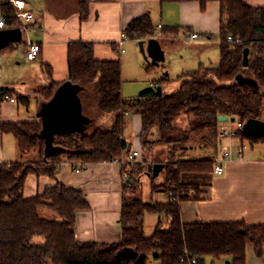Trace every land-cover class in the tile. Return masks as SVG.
Instances as JSON below:
<instances>
[{
    "label": "trees",
    "instance_id": "trees-1",
    "mask_svg": "<svg viewBox=\"0 0 264 264\" xmlns=\"http://www.w3.org/2000/svg\"><path fill=\"white\" fill-rule=\"evenodd\" d=\"M198 2L203 11L210 1L219 2L225 10L219 23L218 63L186 71L177 76L180 82L168 95L161 88L144 90L133 99L121 96V71L118 60H96L93 45L71 42L67 45L68 82L81 89L84 111L95 103L97 113L109 118V125L91 133L80 129L58 131L48 143L41 135V122H0V133L11 134L16 141L19 158L36 151L38 159L0 165V264H148L149 256L158 264H204L206 257L224 259L226 264H246V244L254 245L257 255L264 243V225L244 221L192 222L180 219V203L197 201L203 191L197 182H184V174H211L219 151L217 132L219 115L244 124L249 119L264 122V7H251L243 0H159V4ZM3 14L11 8L0 5ZM88 17L86 2L79 4V18ZM21 38L0 49V56L11 53L23 42V28L15 19H7ZM190 31V30H187ZM179 27H161L163 36L174 35ZM126 38L146 41L156 35L149 13L132 19L123 29ZM238 40V41H236ZM248 49L247 66H242L243 50ZM41 51L39 53L40 57ZM153 66V65H152ZM46 82L37 91L48 102L59 84L51 77V67L41 64ZM238 78L242 80L239 81ZM14 91L2 89L0 98ZM17 95L18 102L29 98ZM87 110V109H86ZM89 113V112H87ZM140 116V162L130 171L121 189V237L118 242H78L74 234L76 214L90 209L82 190L59 182L41 194L25 198L27 175L54 177L64 161L82 169L87 163L109 162L128 150L123 138L126 114ZM85 117V112L81 114ZM93 119V118H91ZM249 145L264 143V137L236 134ZM200 143L198 155L188 156ZM160 148V149H159ZM164 155V157H162ZM151 158L149 161L147 158ZM161 164L162 182L150 185L151 193L160 191L165 201H144L132 195L140 187L139 175L148 167ZM158 216L153 233L144 234V216ZM166 224V226L164 225Z\"/></svg>",
    "mask_w": 264,
    "mask_h": 264
},
{
    "label": "crops",
    "instance_id": "crops-1",
    "mask_svg": "<svg viewBox=\"0 0 264 264\" xmlns=\"http://www.w3.org/2000/svg\"><path fill=\"white\" fill-rule=\"evenodd\" d=\"M24 1L26 8L32 12L36 21V30L28 36L32 42L40 45L41 54L37 61H29L23 57L24 66H20L19 62L6 55L0 58V87L14 91L13 95L0 98V122H41L38 113L42 105L46 103L37 93L39 87L46 82L41 64L51 67L52 80L59 86L68 82L66 53L67 45L71 42L92 43L94 58L118 60L121 75H123L127 62L130 59H138L136 53L138 41L123 38V29L132 19L146 12L151 16L155 26V38L163 51L164 61L157 65L145 61L156 67L161 76L169 77L173 72L178 76L183 72L197 69L199 65L212 67L218 63L217 35L220 19L222 15L225 16V10L217 1L208 2L203 11L199 3L195 1L162 5L159 4V0ZM82 1L88 5V17L84 21L79 18V4ZM243 1L251 7H264V0ZM166 26H178L179 32L172 36H163L159 31L161 27ZM190 34H197V38L188 39ZM122 38L123 44L119 45ZM186 46H189L195 54L183 53L182 49ZM213 47L216 49L217 56L215 53L211 58H206L207 54L201 56L203 54L201 52H206ZM120 48L124 49L123 53H120ZM174 49L179 51L174 52ZM177 53H179V59ZM207 59H209V65H205ZM152 82L155 83V81ZM122 86L123 99H133L139 95L138 93L135 97H125ZM150 87L153 88V85L150 84ZM150 87L148 89H151ZM80 92L79 88L76 94L82 114L84 104L80 100ZM15 94L28 97L29 102L25 105L18 102ZM8 97L13 98L14 102H10ZM85 112L84 120L77 122L76 127L85 128V121L92 120L94 114L86 108V104ZM125 116L127 123L123 130V138L126 136L124 134L130 123L132 130L136 132V138L130 140L128 150L140 152L138 138L140 116L135 113H127ZM99 121L105 126L110 123L109 118L106 117H102ZM223 122L219 124V127L231 126L226 124V120ZM223 141L224 145L229 146L231 153L230 157L222 163L223 173L221 175L199 174L197 183L203 193L197 201L180 203V219L183 223L244 221L249 225H264V143L249 145L238 138H232L221 140L219 144ZM239 148H242L241 155H238ZM18 159L19 153L13 136L0 133V165L9 164ZM76 165L69 161L62 162L54 177L27 175L23 196L29 198L41 194L46 187L57 182L67 187L79 188L89 203L90 209L76 214L74 226L76 240L81 243L118 242L121 237L119 218L121 189L124 182L120 167L113 161H104L87 163L77 172L74 169ZM184 175H182V181H184ZM192 182H196L195 179ZM150 195H152L151 192ZM157 196L158 202L165 201V198L163 197L162 200L158 193ZM153 198L151 196L150 201H156ZM155 217L152 221L153 227L158 221V216L155 215ZM245 257L246 264H264V243L259 255L255 253L253 244H246ZM210 262L226 264L227 260L212 259Z\"/></svg>",
    "mask_w": 264,
    "mask_h": 264
},
{
    "label": "rangeland",
    "instance_id": "rangeland-1",
    "mask_svg": "<svg viewBox=\"0 0 264 264\" xmlns=\"http://www.w3.org/2000/svg\"><path fill=\"white\" fill-rule=\"evenodd\" d=\"M226 17V14H225ZM31 34V33H30ZM32 35V34H31ZM155 38V37H154ZM177 44V43H176ZM216 49L213 47L212 49L210 48L209 50H207L206 52H201V56L205 55L206 58L212 56V54H216L217 53L215 51ZM179 51V50H178ZM177 49H174V52H178ZM183 53L187 54H191L195 52L191 49H189V46L183 47L182 49ZM136 53L138 56V59H130L127 62V66L125 67V71L124 74L121 75V86L123 88V95L129 96V97H135L138 93H140L141 91H144L145 89H148V87H150V84L153 85V88H156L157 86L155 85L154 82L152 81H157L159 78H161L162 76L160 75L158 69L154 66H152L150 63L148 64L145 59L143 58L142 54L139 51V48L137 47L136 49ZM6 55V57L12 59V60H16L17 62H19L20 66H24V60L23 57H25L24 54V49L22 47V44L20 43L17 48L15 50H13L11 53H7L4 54ZM4 55L0 56V58L2 59L4 57ZM178 59H179V53L176 54ZM217 59V58H216ZM212 61L215 59H211ZM209 59H207V61H205V65H209L210 62H208ZM173 66L175 65V62L172 64ZM174 73V74H173ZM169 75L168 77V81L164 82L162 87L163 90V94L164 95H168L169 93H171L175 88H177V86L179 85V81L177 79V75L175 72H173ZM239 81H241V78H238ZM160 87V86H158ZM151 88V87H150ZM92 105L90 106V111H92V114H94L93 119L92 120H86L85 123L83 121V123L86 125L85 128H80L79 126H77L76 128H79L82 132L84 133H91L92 131H94L95 128L98 127H105L104 125L101 124V122L99 121V119L102 118V116H100L96 110V105L93 102H90ZM85 112V111H84ZM86 113V112H85ZM262 119L264 120V113L262 114ZM84 119H81V121ZM225 122V121H224ZM223 122V123H224ZM219 124H221V122H219ZM227 125H231L232 126V122L231 124L228 123L226 121ZM46 131V128L44 125H42L41 123V135H44ZM126 133L124 135H126L124 138L126 139L125 141L128 143H130V140L136 138V132H134V130H132L130 123L127 126V129L125 131ZM225 142L223 141L222 144H224ZM201 147L200 143H194V144H190L188 145L190 148L194 149L193 151H189L187 150V152L185 154H187L188 156H192V155H198L200 154L199 151L197 150V148ZM160 149V148H159ZM219 154V153H218ZM140 156H141V150H140ZM162 157H164V155H162ZM38 159V153L36 151H31L30 153H25L22 155L21 159L19 158L20 161H32V160H37ZM151 158H147V160L149 161ZM152 160V159H151ZM200 175L198 174H185L183 177L184 181H189L192 182L195 181L197 182ZM162 173L159 172L155 177L150 178L146 172H143L141 175H139L138 180L140 181V187L137 191H135L134 193H132V195H134L135 197H140L142 200L144 201H150V197L153 196L154 200L158 201L159 199L157 198V193L160 196V198L163 200V193L160 191L157 192H153L151 193L152 195H150L151 189H150V185L153 182L154 184H160L162 182ZM155 202V201H153ZM155 215H147L145 216V221H144V225H143V229H144V234L146 237L150 236L152 234L153 231V226H152V221L155 219ZM164 225L166 226V224L164 223ZM149 261L148 264H158V262L153 261L152 260V255H150L149 257ZM210 260H212V258L208 257L206 258L205 264H211ZM215 264H223L222 262H215Z\"/></svg>",
    "mask_w": 264,
    "mask_h": 264
},
{
    "label": "water",
    "instance_id": "water-1",
    "mask_svg": "<svg viewBox=\"0 0 264 264\" xmlns=\"http://www.w3.org/2000/svg\"><path fill=\"white\" fill-rule=\"evenodd\" d=\"M21 38L18 29L0 30V49L4 46L18 41ZM138 48L143 58L153 65H157L164 61V54L161 46L156 38H150L146 41H138ZM248 63V49L243 50L242 66L246 67ZM78 87L70 82H66L58 86L52 98L42 105L38 116L46 131L44 137L48 143L47 153L50 152L49 139L50 136L58 131L67 132L76 128L77 122L81 121L80 102L77 97ZM156 93L160 95L161 88H156ZM226 115H219V122L225 121ZM230 122H234V118H229ZM242 133L245 136L264 137V122L257 119L247 120L242 127ZM161 164H153L148 167V171L155 177L161 170Z\"/></svg>",
    "mask_w": 264,
    "mask_h": 264
},
{
    "label": "built area",
    "instance_id": "built-area-1",
    "mask_svg": "<svg viewBox=\"0 0 264 264\" xmlns=\"http://www.w3.org/2000/svg\"><path fill=\"white\" fill-rule=\"evenodd\" d=\"M6 4L11 8L9 13L3 14L0 11V30L3 29H12L7 24V19H15L18 21L23 28V42L22 46L24 49L25 57L29 61H37L39 60V53L41 51V47L39 44L32 42L29 39V33L34 32L36 30V21L32 12H30L26 8V3L24 0H0V5ZM160 26L158 25V28ZM21 33V32H20ZM122 37L125 38V35L122 34ZM122 41L119 42V45H122ZM188 39L197 38V34H190L187 37ZM238 41V40H236ZM18 46V45H17ZM16 46V48H17ZM120 53L124 52L123 48L119 49ZM2 87H0V93L2 92ZM10 102H14L13 98H9ZM226 121L231 124L229 121V117L227 116ZM243 124L240 122H232V126H221L218 128L217 132V140L220 142L225 139L236 138V134L238 131L242 130ZM242 148L238 149V155H241ZM230 148L228 145L219 144V156L215 157L214 166H213V174L221 175L223 173V161L227 160L230 157ZM116 163L121 170V175L124 180L130 178V171L133 170L136 165L141 161L140 160V152L138 150H126L124 151L119 158L112 160ZM74 169L79 172L81 169L78 166H75ZM196 260L192 259L190 261L191 264H195Z\"/></svg>",
    "mask_w": 264,
    "mask_h": 264
}]
</instances>
